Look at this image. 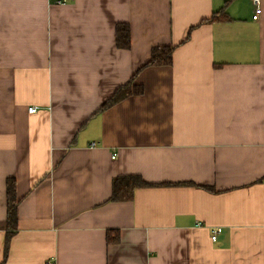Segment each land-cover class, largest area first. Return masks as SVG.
Instances as JSON below:
<instances>
[{"label":"crops","instance_id":"0c3cea01","mask_svg":"<svg viewBox=\"0 0 264 264\" xmlns=\"http://www.w3.org/2000/svg\"><path fill=\"white\" fill-rule=\"evenodd\" d=\"M260 5L0 0V264H264ZM164 45L172 65H147ZM130 175L151 185L110 200Z\"/></svg>","mask_w":264,"mask_h":264},{"label":"trees","instance_id":"16d2710c","mask_svg":"<svg viewBox=\"0 0 264 264\" xmlns=\"http://www.w3.org/2000/svg\"><path fill=\"white\" fill-rule=\"evenodd\" d=\"M222 19H227V16H218L213 15L210 19L206 21H218ZM117 31V44L121 48H129L131 45L130 38V28L126 23H117L116 26ZM173 45H164V46H156L152 50V55L147 65L152 66H170L173 62ZM143 92V88L140 86H132L131 83L125 84L117 88L114 93L107 99V101L102 105L101 109H106L113 105L114 103L120 101L121 99L133 95V94H141ZM151 185L149 182L142 179V177L138 175H130L126 177H118L113 181V191L110 197V200H129L132 199L134 195V191L138 187H144ZM7 195H8V209H7V227L8 229H14L17 225L18 215H17V207H18V198L16 194V183L14 178H9L7 181ZM116 233V239L118 237V230H108V241L112 239V234ZM12 235V231L8 232L6 239L5 251L7 253V248L10 241V236Z\"/></svg>","mask_w":264,"mask_h":264},{"label":"built area","instance_id":"2783aa9c","mask_svg":"<svg viewBox=\"0 0 264 264\" xmlns=\"http://www.w3.org/2000/svg\"><path fill=\"white\" fill-rule=\"evenodd\" d=\"M254 4H255V12L253 14V18L254 19H258L261 11H262V8H261V5H260V0H254ZM38 110L37 106H31L29 107V111L30 112H36ZM95 144V142L93 143V145ZM221 231V228L220 227H214L212 229V234H211V238L212 240H216L217 239V236L218 234L220 233Z\"/></svg>","mask_w":264,"mask_h":264}]
</instances>
